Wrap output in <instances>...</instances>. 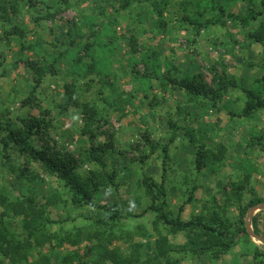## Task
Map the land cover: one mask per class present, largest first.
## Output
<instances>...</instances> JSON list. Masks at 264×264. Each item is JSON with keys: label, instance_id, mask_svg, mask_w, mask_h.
I'll use <instances>...</instances> for the list:
<instances>
[{"label": "rangeland", "instance_id": "374dc122", "mask_svg": "<svg viewBox=\"0 0 264 264\" xmlns=\"http://www.w3.org/2000/svg\"><path fill=\"white\" fill-rule=\"evenodd\" d=\"M215 1L221 2L228 15L225 26L210 25L199 29L181 18L190 17L199 23L212 18L215 12L205 0H135L125 9L120 8L118 0L20 2L19 12L10 13L8 21L0 17L1 122L15 121L17 116H45L50 143L54 142L61 151L72 153L78 160L73 173L86 176L89 170L100 169L96 164L80 160L89 145L88 137L81 132L90 123L83 104L88 109L93 108L94 115L88 113L94 117L91 127L104 132L96 141L107 142L109 134L114 137L116 150L105 154L104 160L107 171L115 170L118 184L117 190L106 187L95 191L94 198L103 203L116 202L125 212L133 213L142 211L152 202V193L143 181L157 194L156 204L164 199L160 194L162 146L172 136L169 120L175 122L180 128L168 146L170 160L163 183L166 210L188 220L192 215L220 205L223 211L228 210L224 216L232 218L237 213L232 203L234 197L231 205L225 198L245 177L249 176V180L247 184L243 181L246 186L244 200L254 196L264 199V140L256 142L254 139L256 144H250L252 136L264 133V109L250 119L233 116L245 100L240 90L227 94L214 108L202 99H190L184 90L163 84L155 77L167 74L170 62L181 74L195 75L208 83L212 80L211 66L220 73L235 76L242 86H251L253 80L261 76L263 48L256 43L247 47L245 40L246 32L257 27L258 21L243 26L236 19L246 13V0ZM158 9L166 22L164 29L156 25ZM49 12L53 14L50 19L35 20ZM89 23L97 24L92 33L88 30ZM13 25L24 31L22 37L12 33ZM67 30L71 36L67 35ZM71 39L80 43L70 46ZM135 41L137 50L133 53ZM87 42L92 44L91 56H86L82 50ZM63 51L64 55L59 56ZM152 51L158 54L156 65L151 60H142ZM76 58L81 59V65L75 64ZM26 61L46 65L47 72L29 104L24 106L22 100L34 84ZM148 68L155 70L148 79L135 73L142 74ZM171 72L176 74L174 70ZM67 86L73 90L79 106L66 104ZM179 107L183 112L178 111ZM187 130L194 135L193 143L189 142ZM144 135L157 144L153 151ZM41 142L33 139L37 147ZM218 144L226 147L223 161L197 168L194 158L199 147L212 151ZM190 192L192 200L179 211ZM1 193L8 202L32 197L37 206L46 208L57 221L46 224L45 241L41 245L33 243L36 245L32 250L33 260L42 252L50 256L53 264H59L68 253L77 251L84 264H111L91 259L90 249L95 239L90 235L96 231H104L103 238H111L107 246L110 249L119 246L124 257H129L133 251L145 250L148 240L154 245L158 233L167 236L174 245L185 242L182 232H173L159 223L152 211L141 217L111 222L110 226L97 224L103 212L75 206L67 188L47 174L39 163L27 161L14 149L3 151L0 144ZM3 208L0 199V217L13 235L21 234V218L5 217ZM261 213L263 223L264 213ZM246 221L247 214L245 226ZM77 232L84 236L81 244L71 246L63 242ZM259 246L257 239L251 237L247 242L241 238L216 261L188 256L181 259V264H264Z\"/></svg>", "mask_w": 264, "mask_h": 264}, {"label": "trees", "instance_id": "16d2710c", "mask_svg": "<svg viewBox=\"0 0 264 264\" xmlns=\"http://www.w3.org/2000/svg\"><path fill=\"white\" fill-rule=\"evenodd\" d=\"M31 0H3L0 2V14L3 20L8 21L10 13H18L20 2ZM135 0H118L121 9L129 7L130 3ZM210 9L215 12L214 16L207 19L204 23L196 22V20L190 17H182L181 19L188 22L197 29L206 28L210 25L225 26V18L228 15L225 12L224 6L219 1L205 0ZM31 3V2H30ZM246 13L244 15L236 16L238 22L243 26H248L252 22L258 21L257 27L252 30H248L245 34L246 46L249 47L251 43L260 44L263 48L262 53L264 57V0H246L245 2ZM158 19L156 25L160 29H164L166 22L163 20V14L160 9L157 10ZM53 17L52 13H46L44 16H38L35 20L40 18L50 19ZM97 24L89 23L88 27L90 33L93 32V26ZM12 33L23 36L24 31L16 25H13ZM89 33V34H90ZM67 35L71 36L70 30H67ZM82 37V34L80 35ZM76 39L69 41L70 46L79 44ZM23 45V44H22ZM23 49H25V46ZM82 50L86 56L92 54V44L90 42L82 45ZM137 50L136 41L132 44V52ZM64 51L59 53V56H63ZM93 57V56H92ZM142 60L153 61L154 65L158 64V54L155 51L149 53ZM76 65H81V59L76 58L74 60ZM25 65L30 69L33 74V86L29 91V94L22 100V105H27L31 101V96L34 95L37 87L41 84L43 77L47 72V66L32 61H26ZM262 69L261 76L255 78L251 86H242L238 79L227 73H220L214 66H211L212 80L210 83L204 79L190 74H181L177 66L170 62L167 66V74L162 76H155L162 80L163 84H171L172 86L184 90V92L192 98H199L211 107L216 106L219 101L232 91L240 90L245 95L244 103L239 112H233V116L243 117L250 119L257 111L264 109V61L260 65ZM172 70L176 71V74H172ZM154 69H146L145 72L140 74L135 72L137 76L142 79H148L154 73ZM67 96L65 102L68 105L79 106V101L74 97L73 90L67 86ZM153 103L150 102V106ZM82 105V104H81ZM86 108L84 114L89 119L90 123L86 124L81 132L88 137V147L85 149V156L81 157V163H92L99 166V170L91 169L88 175L81 176L73 173V167L78 161L72 153L61 151L57 149L55 143H50L52 140L48 133V122L45 116L35 117L31 115L17 116L15 121L6 120L3 124L0 120V144L2 150L14 149L17 153L24 156L27 161H33L39 163L43 170L50 176L59 180L65 188L71 193V201L75 206H87L97 211L103 212V216L96 220L97 224L110 226L111 222L114 223L118 220L128 217H141L149 211L156 213V218L159 223L169 227L173 232H182L185 237L183 244H172L167 236L158 233V239L154 245L148 240L146 243V249L139 252H131L129 257H124L123 250L117 246L110 249L106 243L111 242V238L104 235V231H96L90 235L95 239V242L91 245V259L93 261L110 262L111 264H181L183 257L197 258H209L210 260H218L222 255L228 253L235 245L239 243V239L243 238L249 242L251 240L250 235L247 232L245 226V218L248 209L256 205L257 203H263L264 199L260 197H252L249 200H244L243 191L247 184L249 176L244 180L235 184L232 190L225 198V202L229 205L230 200L234 197V206L236 210L235 216L230 218L227 215L228 210L225 211L220 208V205L216 208H210L208 212H201L199 214L192 215L188 220L181 218L177 213L173 216L165 208V195L166 189L164 187V180L167 174L168 162L170 160L169 155V143L175 138V133L180 128L175 122L169 120L168 125L172 130V136L168 139L167 143L162 146V165H161V182H160V194L163 196L158 204H156L157 194L153 188L146 181L142 183L151 191L152 202L138 213L125 212L123 208H120L116 202H100L94 198L95 191L106 188L114 187L118 189V184L115 181V170L107 171L104 155L107 153L115 152V143L113 134H109L107 142L96 141L99 135H103L104 132L99 131V128L93 129L91 122H94L93 108L83 104ZM179 112H183L181 107L178 108ZM47 112V111H46ZM107 122V120H104ZM189 136V142L193 143L194 135L187 130ZM147 144L150 146L151 151L154 150L153 144L148 139L147 135H144ZM39 139L41 145L38 147L33 143V139ZM261 140H264V133L258 136H252L250 144H256ZM203 147L195 152L194 164L197 168L207 166L209 164H217L223 161L226 147L223 144H218L214 150H202ZM4 157L8 158L6 154ZM143 160V157L141 158ZM32 174V172H30ZM255 194V193H254ZM193 198V194L190 192L187 199L183 202L179 211L183 206L189 203ZM0 199L3 205V215L5 217L21 218V234L13 235L10 228L6 227V222L0 217V264H53L50 256L46 253L38 252V257L32 259V250L36 248V245L42 244L44 240L43 236L46 230V224L55 223L51 218L46 208L37 206L35 199L32 197L26 198V200H20L16 202H8L4 193L0 194ZM264 213V209L259 210L252 215V229L255 233L261 234L264 237V225L262 223L263 218L260 219V215ZM261 213V214H260ZM43 232V233H42ZM84 241V236L81 232H77L68 236L63 242L68 243L71 246H77ZM62 242V241H61ZM35 243V244H33ZM259 251L264 255V245L260 243ZM179 254V255H178ZM82 256L73 251L66 255V258L59 264H84Z\"/></svg>", "mask_w": 264, "mask_h": 264}, {"label": "water", "instance_id": "95a60500", "mask_svg": "<svg viewBox=\"0 0 264 264\" xmlns=\"http://www.w3.org/2000/svg\"><path fill=\"white\" fill-rule=\"evenodd\" d=\"M264 209V202L257 204V205H253L249 208L248 213H247V221H246V229L248 234L254 238L257 239L261 244L264 245V237L261 234L255 233L249 223V219L252 216L253 212L256 210H261Z\"/></svg>", "mask_w": 264, "mask_h": 264}]
</instances>
